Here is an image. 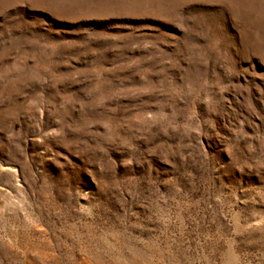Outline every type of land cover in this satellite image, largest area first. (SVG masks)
I'll return each mask as SVG.
<instances>
[{"label":"rangeland","instance_id":"rangeland-1","mask_svg":"<svg viewBox=\"0 0 264 264\" xmlns=\"http://www.w3.org/2000/svg\"><path fill=\"white\" fill-rule=\"evenodd\" d=\"M0 264H264V0H0Z\"/></svg>","mask_w":264,"mask_h":264}]
</instances>
